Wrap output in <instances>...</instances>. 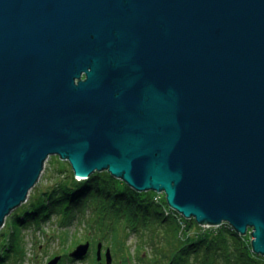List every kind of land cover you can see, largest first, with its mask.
Returning <instances> with one entry per match:
<instances>
[{
	"label": "water",
	"instance_id": "1",
	"mask_svg": "<svg viewBox=\"0 0 264 264\" xmlns=\"http://www.w3.org/2000/svg\"><path fill=\"white\" fill-rule=\"evenodd\" d=\"M53 154L264 255V0H0V230Z\"/></svg>",
	"mask_w": 264,
	"mask_h": 264
},
{
	"label": "trees",
	"instance_id": "2",
	"mask_svg": "<svg viewBox=\"0 0 264 264\" xmlns=\"http://www.w3.org/2000/svg\"><path fill=\"white\" fill-rule=\"evenodd\" d=\"M106 205L111 214L101 211V207L107 209ZM83 207L92 209L94 214L103 212L100 219L103 218L107 226L108 221H118L117 233L123 234V238L116 249L129 248L126 241L130 229L135 232L139 239L134 250L129 248L130 254L136 255L143 264H264V255L253 251L251 230L250 235H241L227 222L206 227L195 218H186L171 209L165 196L159 198L153 191H137L108 171L95 172L90 178L79 181L71 169V173L62 175V179L46 190L30 195L22 212L17 209L13 214V222L27 225L44 221L56 211L70 218ZM177 216L182 219L178 220ZM92 227L95 230V225ZM7 235L3 237L5 245L1 247L4 254H0V264L15 251L16 255L22 252L20 234H15L14 242Z\"/></svg>",
	"mask_w": 264,
	"mask_h": 264
},
{
	"label": "rangeland",
	"instance_id": "3",
	"mask_svg": "<svg viewBox=\"0 0 264 264\" xmlns=\"http://www.w3.org/2000/svg\"><path fill=\"white\" fill-rule=\"evenodd\" d=\"M71 169L72 167L67 160L62 159L56 154L51 155L46 160L40 179L30 191V195H37L43 190H46L58 179H62V175L71 173ZM155 193L159 198H164L165 196L164 192ZM22 207L16 208L7 217L6 224L0 230V254H4L1 247L5 245V241H3L5 240L3 238L5 235L10 233L7 235V238L14 242L16 239L15 234H20L22 242L20 244L22 252L16 255L15 251L14 255L4 264H47L48 261L57 255L62 256L59 264H100V262H106L108 250L112 258L110 264H143L136 255L132 257L130 254V249L134 250L135 243L139 239L138 235L132 232L131 229L127 241L125 240L130 249H116V244L121 242V238H123V234L119 235L117 233L119 227H116V225H118V221L114 223L108 221L107 223L109 224L107 226L104 219H100V216H103L102 214L105 210H107V215L111 214L109 213L110 207L108 205H106L107 209L101 207V211L103 212L98 211L100 213L95 212L94 214L92 209L83 207L77 214L72 215L70 218H64V212L56 211L51 212L50 217L44 221L32 222L27 225H16L13 222V216L17 213V209L19 212H22ZM118 213L119 211H116V215ZM179 215L181 214L179 213ZM178 218V220L182 219L181 216ZM92 224L95 225V230ZM17 226L19 229H17ZM247 234L250 235V229ZM105 235L107 236L105 237ZM87 241L90 242V247L85 257L75 258L70 256V253L79 244ZM99 244H101L100 260H98ZM14 246L16 245L14 244ZM15 249L18 251L19 246Z\"/></svg>",
	"mask_w": 264,
	"mask_h": 264
},
{
	"label": "built area",
	"instance_id": "4",
	"mask_svg": "<svg viewBox=\"0 0 264 264\" xmlns=\"http://www.w3.org/2000/svg\"><path fill=\"white\" fill-rule=\"evenodd\" d=\"M205 226V225H204ZM206 227H208V226H206Z\"/></svg>",
	"mask_w": 264,
	"mask_h": 264
},
{
	"label": "bare ground",
	"instance_id": "5",
	"mask_svg": "<svg viewBox=\"0 0 264 264\" xmlns=\"http://www.w3.org/2000/svg\"><path fill=\"white\" fill-rule=\"evenodd\" d=\"M6 224V223H5Z\"/></svg>",
	"mask_w": 264,
	"mask_h": 264
}]
</instances>
